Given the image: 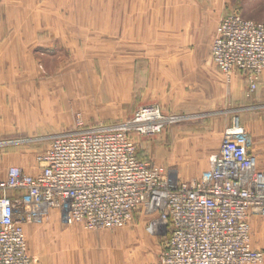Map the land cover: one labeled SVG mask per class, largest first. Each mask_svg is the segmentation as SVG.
<instances>
[{
  "label": "rangeland",
  "instance_id": "rangeland-1",
  "mask_svg": "<svg viewBox=\"0 0 264 264\" xmlns=\"http://www.w3.org/2000/svg\"><path fill=\"white\" fill-rule=\"evenodd\" d=\"M231 10L264 22V0H0V177L8 166L35 172L50 138L74 129L77 115L85 126L116 125L145 105L168 120L134 136L137 157L181 182L208 168L234 118L264 149V73L249 91L245 75H224L209 54ZM157 82L163 103L145 102ZM26 108L34 114L21 122ZM150 220L89 230L51 210L23 229L32 264H151L164 239ZM251 247L264 264V218L251 221Z\"/></svg>",
  "mask_w": 264,
  "mask_h": 264
},
{
  "label": "built area",
  "instance_id": "built-area-1",
  "mask_svg": "<svg viewBox=\"0 0 264 264\" xmlns=\"http://www.w3.org/2000/svg\"><path fill=\"white\" fill-rule=\"evenodd\" d=\"M210 57L224 75L242 73L255 90L264 73V22L231 10L220 19ZM167 120L154 105L116 125L85 126L77 115L74 129L50 138L35 172L7 167L0 177V264H32L23 225L40 223L51 210L65 225L89 230L150 217L164 239L151 264L260 262L251 220L264 218V170L257 168L252 135L232 119L208 168L181 182L136 153L134 136L155 135Z\"/></svg>",
  "mask_w": 264,
  "mask_h": 264
},
{
  "label": "crops",
  "instance_id": "crops-1",
  "mask_svg": "<svg viewBox=\"0 0 264 264\" xmlns=\"http://www.w3.org/2000/svg\"><path fill=\"white\" fill-rule=\"evenodd\" d=\"M172 21H173V19H172ZM258 21H260V20H258ZM210 45H211V43H210ZM209 54H210V48H209ZM201 71H202V76H203V78H204V80L203 81H211V78L210 77H212L211 75V71H213L212 70V68H210V67H207V68H205V67H203V68H201ZM235 73H237V74H239L240 76L242 75L241 73H239V72H235ZM221 82V81H220ZM160 82H157L154 86H152V90H153V92L155 93V95H156V97H155V95L154 94H151V95H149L144 101L145 102H158V101H160V102H162L163 103V99H161L160 98V95H159V97H158V94L159 93H161V89H162V87L160 86V84H159ZM201 98H202V101L204 102V101H207L206 99H208V101H210V99H211V92L210 91H208V90H206L205 92H203L202 93V96H201ZM219 99L220 101L223 99V85L221 84V86H220V88L218 89V91L215 93V99ZM159 103V102H158ZM160 104V103H159ZM191 110H188V112H192V111H194V110H192L193 108H190ZM192 114V113H191ZM110 117V116H109ZM252 151H253V155L255 156V158H256V165H257V168L258 169H260V170H264V149H262V148H260V147H256V146H253V149H252ZM9 167V166H8ZM18 167H21V168H23L22 166H18ZM6 169L7 168H5L4 169V172H3V176L1 177V178H3L4 176H5V172H6ZM24 169V168H23ZM25 170V169H24ZM26 171V170H25ZM61 220H62V218H61ZM251 221H253V219L251 220ZM63 222V221H62Z\"/></svg>",
  "mask_w": 264,
  "mask_h": 264
},
{
  "label": "bare ground",
  "instance_id": "bare-ground-1",
  "mask_svg": "<svg viewBox=\"0 0 264 264\" xmlns=\"http://www.w3.org/2000/svg\"><path fill=\"white\" fill-rule=\"evenodd\" d=\"M24 108H25V106H24ZM21 113V112H20ZM33 114H34V112L32 111V109H28V108H26L25 110H24V115H23V118H25L24 120H21V122H27L28 120H27V118H29L28 116H33ZM39 114V113H38ZM21 117V116H20ZM16 119V118H15ZM14 121V120H13ZM19 121V120H18ZM29 122V121H28ZM173 173V172H172ZM83 258V257H82Z\"/></svg>",
  "mask_w": 264,
  "mask_h": 264
}]
</instances>
